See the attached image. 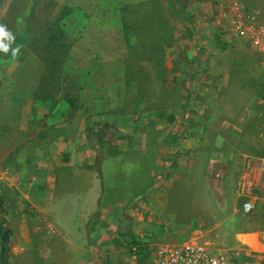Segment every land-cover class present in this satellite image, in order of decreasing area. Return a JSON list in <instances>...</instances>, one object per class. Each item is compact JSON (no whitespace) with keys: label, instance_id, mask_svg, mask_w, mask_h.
I'll use <instances>...</instances> for the list:
<instances>
[{"label":"crops","instance_id":"0c3cea01","mask_svg":"<svg viewBox=\"0 0 264 264\" xmlns=\"http://www.w3.org/2000/svg\"><path fill=\"white\" fill-rule=\"evenodd\" d=\"M217 6L225 20L253 12L264 21V7L242 12L239 0H220ZM225 20L216 24L217 30L234 49H242L243 43L250 47L257 71L255 77H240V86L230 92L240 103L233 105L224 99L231 73H222L224 84L218 87L222 96L210 105L217 112L210 123L214 138L187 136L193 126L187 122V137L160 138L154 110L133 122L123 111L119 91L108 86L102 109L121 112V120L131 124L132 138L94 148L83 138L84 119L77 115L58 120L56 137L35 139L26 146L19 153L25 156L19 169L24 168L21 186L30 194H24L23 211L18 206L10 226L6 225L11 230L8 260L19 256L25 264H38L39 256L40 264L49 260V264H158L160 245L191 241L207 245L225 264H264V126L258 125L264 120V57L246 34L234 31ZM208 62L200 57L201 70ZM232 62L238 64L239 57ZM72 121L76 126L65 132L66 123ZM133 151L139 154V162L133 165L136 171L132 174L134 168L130 169L123 184L103 183L102 173L109 174L112 168L109 161L114 157L120 161ZM37 153L41 160H36ZM57 172L65 180L58 188ZM78 189L81 214L75 221L70 210L68 217H58L59 205L65 201L54 192L68 198ZM247 201L252 208L244 211L242 204ZM47 227L56 233H48ZM133 244L136 253L130 250Z\"/></svg>","mask_w":264,"mask_h":264},{"label":"rangeland","instance_id":"374dc122","mask_svg":"<svg viewBox=\"0 0 264 264\" xmlns=\"http://www.w3.org/2000/svg\"><path fill=\"white\" fill-rule=\"evenodd\" d=\"M177 1L180 12L176 13L166 0H0V25L13 36L10 42L0 38L9 43L8 52H0V216L4 224L10 226L11 214L18 206L23 211L24 194H30L21 186L24 168H19L25 156L19 153L40 138L56 137L59 119L80 115L85 123L83 138L94 148L132 138L128 135L131 124L121 120V112L102 109L108 86L119 91L123 111L133 122L153 109L155 120L160 122V138H214L215 128L210 123L217 112L210 110V105L222 96L218 89L224 84L222 73H231L225 81L224 99L229 104L240 103L230 92L238 89L242 75L255 77L256 55L245 43L242 49H234L217 30L216 24L225 20L217 6L220 0ZM239 1L242 12L264 7V0ZM64 6L74 8L63 20L70 46L64 61L48 67L47 29ZM18 33L25 36L26 43L15 42ZM13 48L17 49L14 56ZM200 57L209 61L203 70ZM237 57L239 62L234 64ZM109 59L120 62L95 63ZM208 115L212 118L205 117ZM186 122L193 125L187 136ZM258 125L264 126V120ZM72 126L76 122L66 123L65 132ZM100 137L103 144L98 143ZM125 155L127 160L123 157L120 162L114 157L109 161L112 168L109 174L102 173L103 183L123 184L127 180L139 154L133 151ZM134 171L136 168L132 174ZM62 183L65 180L57 172L54 184L58 188ZM81 193L74 190L68 199L63 192H54L65 201L63 206H72L59 205L58 217H68L70 210L73 221L78 218L83 205L76 194ZM201 193L207 197L206 191ZM209 194L215 201V195ZM47 228L48 233H56ZM36 257L40 264V257ZM18 258L11 257L9 264H25L23 257Z\"/></svg>","mask_w":264,"mask_h":264},{"label":"built area","instance_id":"2783aa9c","mask_svg":"<svg viewBox=\"0 0 264 264\" xmlns=\"http://www.w3.org/2000/svg\"><path fill=\"white\" fill-rule=\"evenodd\" d=\"M228 19L234 31L246 36L255 49L264 57V21L258 19L253 12L239 13ZM244 211L252 208L250 202L242 204ZM133 253L137 252V245L130 246ZM158 264H225L224 259L207 245L199 242H186L181 245H160L156 250Z\"/></svg>","mask_w":264,"mask_h":264},{"label":"trees","instance_id":"16d2710c","mask_svg":"<svg viewBox=\"0 0 264 264\" xmlns=\"http://www.w3.org/2000/svg\"><path fill=\"white\" fill-rule=\"evenodd\" d=\"M170 9L175 11L176 13L179 10V4L177 0H166ZM73 7L64 6L59 15L55 18V20L49 25L47 29V36L45 41V50L48 55L49 65L60 63L64 61V58L67 55L68 47L70 46L69 42L66 41V29L64 28L63 20L66 17L72 15ZM29 16H24L23 19L27 21ZM25 36H22L18 33L15 36L16 43H26ZM51 73V72H50ZM52 75V73L50 74ZM66 101L71 103L69 98H65ZM98 143L102 144V138H97ZM2 205L0 201V206ZM4 218L0 216V264H9V238H10V228L4 224Z\"/></svg>","mask_w":264,"mask_h":264},{"label":"clouds","instance_id":"9594fccd","mask_svg":"<svg viewBox=\"0 0 264 264\" xmlns=\"http://www.w3.org/2000/svg\"><path fill=\"white\" fill-rule=\"evenodd\" d=\"M0 38H4L7 41H12L13 36L10 32H8L4 26L0 25ZM9 49V43L3 42L0 40V52H8ZM17 52L16 48L12 49V55L14 56Z\"/></svg>","mask_w":264,"mask_h":264}]
</instances>
